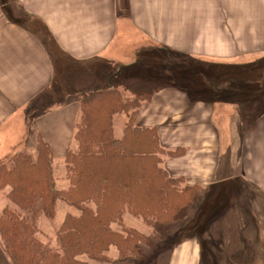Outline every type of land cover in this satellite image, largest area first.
Segmentation results:
<instances>
[{"label": "crops", "instance_id": "crops-1", "mask_svg": "<svg viewBox=\"0 0 264 264\" xmlns=\"http://www.w3.org/2000/svg\"><path fill=\"white\" fill-rule=\"evenodd\" d=\"M262 60L264 0H0V164L36 156L39 140L65 158L77 147L85 97L108 89L131 97V85L151 81L159 91L134 122L181 151L163 167L198 186L216 213L190 220L195 264L198 240L219 221L223 187L229 253L250 247L264 264ZM251 64L259 70L250 73ZM206 69L212 87L195 83Z\"/></svg>", "mask_w": 264, "mask_h": 264}, {"label": "trees", "instance_id": "trees-1", "mask_svg": "<svg viewBox=\"0 0 264 264\" xmlns=\"http://www.w3.org/2000/svg\"><path fill=\"white\" fill-rule=\"evenodd\" d=\"M131 97L114 89L97 92L80 102V121L67 151V188L58 190L51 172L53 152L39 140L36 156L15 153L0 167V182L11 187L16 210L6 207L0 215L2 248L11 264H113L142 259L154 241L124 225L125 215L141 219L163 240L169 226L179 223L196 204L200 188L184 178H173L163 167L165 157L181 151L162 148L156 128L135 124L141 104L159 91L151 81L129 87ZM128 115L120 138L114 135V117ZM73 206L79 215H66L58 233L57 249L39 240L38 217H53L56 201ZM120 227L121 231L116 230ZM233 264H255L250 249L231 257ZM153 264V263H151Z\"/></svg>", "mask_w": 264, "mask_h": 264}, {"label": "rangeland", "instance_id": "rangeland-1", "mask_svg": "<svg viewBox=\"0 0 264 264\" xmlns=\"http://www.w3.org/2000/svg\"><path fill=\"white\" fill-rule=\"evenodd\" d=\"M264 64V60H262L261 65ZM184 66L183 62L179 63L178 60L175 61L172 65V71L175 70L177 74L181 73L179 71L180 67ZM259 68L255 66V64H251V67L249 68L250 73L253 71H257ZM264 71V69H263ZM192 76L195 74L193 72H189ZM188 72H186L184 75L190 76ZM198 74V79L196 80L197 85H203L211 86L208 82L210 79L209 70L206 69L203 71V76L201 73ZM172 77L173 73H172ZM172 77L167 80L168 82L172 81ZM207 77V79H205ZM178 81V80H176ZM212 87V86H211ZM127 121V117L125 114H119L115 118V126H114V133L116 137H120L122 135V130L125 125V122ZM25 153V152H21ZM28 154V153H25ZM9 159L5 160L3 163L0 164V167L2 165H9ZM51 172L55 183V187L58 190H65L68 186V182L65 178V162L64 157L63 158H55L53 157L52 165H51ZM222 192L219 195V207L220 212L218 213L219 221L216 223V229L214 232H207L204 234L200 240H198L199 243L202 244L201 246V255L198 259L196 264H233L231 255L228 249V239H229V233L226 229V223H227V215L229 214L228 210L232 209L230 206H228L229 201V194L227 195L226 187H223ZM11 187L9 185H4L0 182V215L2 214L3 210L8 207L11 210H16L15 203L12 201L14 199L13 196L10 197ZM199 199V198H198ZM197 199L196 204L191 206L186 216L181 220L179 223L169 226L167 234L164 236L163 240H159V236L157 235L156 231H154V228H151L150 226L144 224L141 219L134 218L130 215H125L123 218L124 225L128 228H133L134 230H138L148 237H151L154 241L152 243V246L150 248H147L146 256L142 259H126L123 263L119 264H182L181 262H185L186 258L188 260H192V263L195 264V246L191 243H188V239H190L188 236L193 235L194 233V224L190 223L195 216L198 214H208L213 213V208L211 207L209 210V203L208 200H203L202 202ZM215 203L214 200L211 201V205L213 206ZM55 211L53 217H46L43 214H41L38 217L37 220V227L39 229V235L37 234V237L41 242L44 244L57 249L58 243H57V233L66 217L67 214L71 215H79L77 210L69 205L68 203L58 200L55 204ZM20 212V211H18ZM211 227V225H208ZM117 228L116 230L121 231L120 227H114ZM195 241V240H193ZM187 242V243H185ZM197 243V242H196ZM254 250L250 247L246 248L244 251L240 250L236 256L242 255L243 252H246L247 250ZM110 257H112L114 263L118 260V252L115 247H111L109 252L106 253ZM255 256V254H254ZM82 259H85L86 261H89L90 264H99L96 263V261H92L88 259L85 256H81ZM201 263H199V260H201ZM255 264L256 259H254ZM0 264H11L9 259L7 258L3 248L2 243L0 239ZM103 264V263H102ZM117 264V263H116ZM184 264V263H183Z\"/></svg>", "mask_w": 264, "mask_h": 264}]
</instances>
